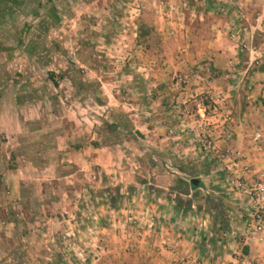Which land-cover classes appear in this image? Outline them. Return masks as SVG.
<instances>
[{"label":"rangeland","instance_id":"374dc122","mask_svg":"<svg viewBox=\"0 0 264 264\" xmlns=\"http://www.w3.org/2000/svg\"><path fill=\"white\" fill-rule=\"evenodd\" d=\"M20 1L23 9L0 22V264H151L162 250L176 253V245L160 241V193L145 198L140 181L179 186L180 178L164 180L173 174L188 189L191 178L209 176L243 193L240 200L217 193L224 203L217 207L244 212L233 219L235 236L261 250L244 262L260 264V256L264 263V232L245 235L255 224L249 189L264 177L249 160L253 153L264 160V0ZM217 93L222 99L210 103ZM202 97L216 108L200 129L194 103ZM163 125L170 148L160 153ZM75 126L84 143L105 146L104 158L120 160L109 164L116 178L127 169L135 179L118 196L114 174L90 166L80 181L73 182L75 174L52 182L82 187L69 217L63 220L60 204L37 217L29 192L43 168L32 166L33 174L25 164L39 147L38 132ZM237 178L244 186L231 182ZM207 189L198 199L204 205ZM117 230L127 240L120 257L105 251L108 232Z\"/></svg>","mask_w":264,"mask_h":264},{"label":"crops","instance_id":"0c3cea01","mask_svg":"<svg viewBox=\"0 0 264 264\" xmlns=\"http://www.w3.org/2000/svg\"><path fill=\"white\" fill-rule=\"evenodd\" d=\"M22 4L23 3L20 0H0V22H3L4 18L6 17H15L20 12V7L23 9ZM259 86H261V84H259ZM46 118L49 120L48 116H46ZM165 118L166 116L164 115L163 120H165ZM80 129H82L81 126H77L75 130L73 129L71 131H69V128L65 130H62L61 128L55 132L57 136H55L54 132H48L44 130L38 132V135L43 140L40 138V141H38L40 144L35 150V156L25 164L31 169H34L32 166L43 168L42 171L37 169L38 176L35 180L36 182L33 183L29 192L33 207H40V209L36 211L37 217L40 214L42 215L43 209L45 207L52 211V206H56L58 204L61 205L63 210L61 213V211L58 209V212H60L62 218L64 217V213H67L69 217V215H71V210L73 209L71 199L74 198L75 193H78L79 191L83 193L82 187L80 188V186H78V189L71 191L70 188L65 190L66 186L63 188L61 186L59 189L58 185L55 184L56 186H54L52 182L58 183L62 182L63 180L68 182L67 179L72 178V176L75 174H77V176L74 177L73 182L74 180L80 181L83 179L84 175H87L86 170L90 166L92 168L96 167L100 173L104 172L105 174L108 173L109 175L114 174V178L117 176V172L115 169L112 170V168L109 167V164H117V162L120 160L116 158L115 160L112 159L110 162L104 158V150L106 148L105 146L91 147L90 144L84 143L80 138ZM142 130L145 134L144 127ZM148 131L150 132L151 130L149 129ZM165 131L166 127L164 125L161 129H157L158 134L162 136L158 138V150L160 153H164L168 150V148H170V146H166V142L164 141ZM52 133L56 140L49 144L47 137L52 135ZM68 137L71 139H67ZM148 142V146L150 147V139ZM219 142L221 146L226 145V143H224L222 140H219ZM174 151L177 150L175 149ZM86 156H88L90 159ZM173 160L175 162V159ZM249 160H251L252 163L259 169L263 168L264 170V160L260 156V153H253V155L249 156ZM20 166L19 171L22 172V165ZM58 167L60 169L64 168V170L67 171L62 176H58L55 174ZM173 167H175V165ZM175 169L173 170L174 173L177 172ZM27 170L29 173H35V169L30 170L28 168ZM125 170L126 172L123 171L125 176L119 175L118 173L120 177L116 178L115 186H119L117 193L118 196H120L122 193V187L124 188V185L122 186V184L125 182V187L128 192V184H130V181L135 179L132 171L130 172L129 170L128 174V170ZM178 170L181 171V168H178ZM24 173L26 174L27 172L24 171ZM171 176L172 177L164 176V180L168 178L167 182H171L176 178H180L179 181L181 184L179 186L165 184L166 187H163L156 184L159 182V180L157 182V179L155 178L152 179L153 182H146L145 179H140L143 184L142 187L146 188V191L141 194L142 196L150 197L151 195H156L158 192L160 193V195H158L159 197H157L159 206L157 207L158 213L156 214L157 216H161V220H163L162 223H159L158 227V230L161 233L160 241L171 243L172 245L177 246L176 253H170L162 250L161 254L150 259L152 261L151 264H177L178 260L182 259L188 264H246L244 260L248 259V257H251L252 252L258 251L261 253L259 248L241 243V238L235 236V234H237L235 233V230L240 227L239 225L235 224L234 220L237 216H241V214L244 212L236 210L233 211L231 207L228 208L226 205L220 208L217 207V204H224L222 201L218 202L215 198L218 195L217 193L220 194L218 195V198H224L222 195L224 194L229 198H233L234 200L244 199L245 195L243 193L230 192L227 189H222L223 184L220 182L218 183V181L213 179V177L209 178L208 175H206L208 176L206 179H204V177L203 179L195 177V179H197L196 183H192L191 180L193 178H191L189 189L186 186L187 180L184 177H178L174 174ZM60 177L61 179H58ZM204 180L207 181L205 182ZM16 181L17 178L14 177L13 182L16 183ZM208 181L209 183H207ZM210 182H212V184H210ZM204 188L207 189L206 194H208L210 202H208L206 205H204L202 202H199L198 200L201 199L202 195L200 192H202V189ZM209 188H211V190H209ZM192 190H196L198 194L195 195ZM52 195H56L59 198V202L56 203L58 200H56V198H54ZM64 204H66L65 207L62 206ZM154 211L156 213V209ZM99 213L101 214V212ZM237 213L240 214L238 215ZM49 214V219L52 220L53 213L50 212ZM220 217L223 218L219 221L218 218ZM66 220L68 221V219ZM161 220L159 219V221ZM237 223L241 224L240 217L237 218ZM47 224L45 227L46 229H49L48 225L50 224ZM42 228L43 227L40 229ZM38 229L39 227L36 226L35 230L38 231ZM102 230L107 232L104 228ZM102 230L101 232L104 233ZM116 233L117 235H114L112 232H108V234H110V238L112 239H109L110 243L108 244V247L105 251L120 257L121 254L124 253L123 247L126 246L127 240L126 242L121 240L122 233L120 230H117ZM147 234L150 235L151 233L148 231ZM149 243L147 244L149 245ZM151 243L153 244V242ZM147 244L145 246L142 245V247L146 249L148 247ZM110 247L111 249H109ZM260 253L257 254L259 255ZM255 260L260 264H264L260 256H258V258ZM117 261H119L118 258ZM249 264L254 263L249 262Z\"/></svg>","mask_w":264,"mask_h":264},{"label":"built area","instance_id":"2783aa9c","mask_svg":"<svg viewBox=\"0 0 264 264\" xmlns=\"http://www.w3.org/2000/svg\"><path fill=\"white\" fill-rule=\"evenodd\" d=\"M172 32V31H171ZM244 46V44H243ZM206 98V97H205ZM204 97L197 99L195 101L194 106L196 108V112L200 116L198 127L201 129L202 126H206V122L203 121V118H206L209 113L213 114L215 110V105L212 104L210 106V103L212 102H218L222 99V96H220V93L211 95L209 98V102L207 103V99ZM259 134L256 135L258 137ZM231 182H234L237 186H244V183H242V180L240 179H231ZM250 200L253 201L255 204V210L252 215V219L254 220L255 224L251 226H247L245 229V235H252L253 231H256L258 233L264 232V177H260L259 180L254 183L250 187Z\"/></svg>","mask_w":264,"mask_h":264},{"label":"water","instance_id":"95a60500","mask_svg":"<svg viewBox=\"0 0 264 264\" xmlns=\"http://www.w3.org/2000/svg\"><path fill=\"white\" fill-rule=\"evenodd\" d=\"M196 180H197V179L193 178V179L191 180V182H192V183H196Z\"/></svg>","mask_w":264,"mask_h":264},{"label":"trees","instance_id":"16d2710c","mask_svg":"<svg viewBox=\"0 0 264 264\" xmlns=\"http://www.w3.org/2000/svg\"><path fill=\"white\" fill-rule=\"evenodd\" d=\"M207 1H208V0H207ZM262 103H263V105H264V99H263Z\"/></svg>","mask_w":264,"mask_h":264}]
</instances>
